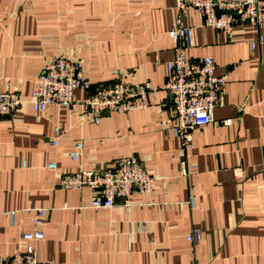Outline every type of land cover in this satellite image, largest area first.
Here are the masks:
<instances>
[{"label": "crops", "instance_id": "obj_1", "mask_svg": "<svg viewBox=\"0 0 264 264\" xmlns=\"http://www.w3.org/2000/svg\"><path fill=\"white\" fill-rule=\"evenodd\" d=\"M174 6L175 0H0V91L11 84L23 99L13 115L0 117V260L31 230L26 209L42 207V260L264 264V25L225 32L193 12L183 16L193 27L188 58L210 55L226 83L213 121L191 130L182 155L178 135L167 131L174 107L163 88L175 53ZM57 54L81 59L93 88L117 80L115 71L124 81H150L157 87L151 105L106 114L100 123L83 122L79 107L35 111L37 76ZM57 126L64 134L52 145ZM78 141L84 149L74 160ZM131 155L156 181L152 194L135 192L129 205L117 199L113 208L95 209L90 187L59 185L64 174L114 168ZM194 230L198 241L187 239Z\"/></svg>", "mask_w": 264, "mask_h": 264}, {"label": "built area", "instance_id": "obj_2", "mask_svg": "<svg viewBox=\"0 0 264 264\" xmlns=\"http://www.w3.org/2000/svg\"><path fill=\"white\" fill-rule=\"evenodd\" d=\"M175 19L169 36L175 43L174 57L168 61V80L163 86L173 97L174 123L167 131H173L180 139L183 155L191 146V130L213 121V111L219 104L226 83L224 75L215 73V63L210 55L197 59L188 58L187 52L194 46L193 27L184 24L183 16L195 13L204 26L230 32L234 26L251 25L257 29L264 25V0H175ZM263 39L251 42L252 49ZM113 83H103L95 88L85 75L81 59L57 54L48 59L37 76L36 86L31 92L30 103L35 111H45L50 105L75 109L80 108L83 122L100 123L102 117L112 112H129L145 109L151 105L157 87L150 81H124L119 71ZM83 96L76 97V91ZM20 91L7 84L0 91V117L13 115L22 105ZM224 122L229 123L230 120ZM64 129L57 126L52 145L59 144ZM84 149L78 141L70 156L80 160ZM56 168V163H50ZM156 178L135 155L120 158L114 168L102 171L79 169L61 176L59 185L64 189L90 187L95 196L91 207L113 208L117 199L126 201L135 193L152 194ZM147 204L152 205V202ZM31 213V230L22 231L13 246L12 253L0 260V264H59L53 259L39 257L37 243L44 239L43 225L47 209L28 208ZM14 214V213H12ZM201 232L194 230L188 240L198 241Z\"/></svg>", "mask_w": 264, "mask_h": 264}, {"label": "water", "instance_id": "obj_3", "mask_svg": "<svg viewBox=\"0 0 264 264\" xmlns=\"http://www.w3.org/2000/svg\"><path fill=\"white\" fill-rule=\"evenodd\" d=\"M263 151H264V149H263Z\"/></svg>", "mask_w": 264, "mask_h": 264}]
</instances>
